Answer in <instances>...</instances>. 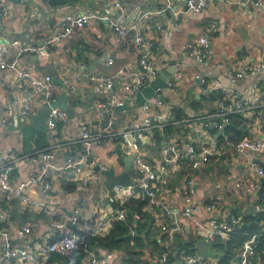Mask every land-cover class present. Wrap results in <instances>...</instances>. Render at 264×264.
I'll return each mask as SVG.
<instances>
[{"label": "crops", "instance_id": "0c3cea01", "mask_svg": "<svg viewBox=\"0 0 264 264\" xmlns=\"http://www.w3.org/2000/svg\"><path fill=\"white\" fill-rule=\"evenodd\" d=\"M0 1L9 4V11L6 9V14L0 17V51L7 58L13 56L14 48L10 45L13 38H22L31 33L40 36L56 34L58 29L53 18L58 16L93 12L115 18L121 24H128L145 11L159 9V12L150 14L141 22L140 32L149 43L147 47L149 61L157 69L156 76H164L166 82L173 80L172 86L166 85V90L161 89L168 119H173V110L179 111L181 123H175L174 130L180 129L188 133L198 147L210 145L213 150L219 151L222 149L220 148L222 143L214 142V133L209 128L216 110L214 95L211 93L213 87L210 86L207 93L203 92L194 79V74L208 72L235 93L248 94L252 91L255 77V74L250 72L249 65L264 64V0L262 6L249 4L245 0H213L199 12L186 11L187 0H172L167 7L164 0H123V6L118 9L110 0H96L93 6L82 4L81 2L85 0H65L63 4L56 5L50 13L37 5L38 1L43 3L42 0L18 3L17 8L21 10L22 4L26 6L31 2L34 13L31 14L30 22L25 15L18 16V9L17 12L12 9L11 0ZM167 8L169 11H164ZM213 21H216V25L211 26ZM201 36L207 37L208 49L204 60L197 62L191 55L183 53L182 48L185 43H194ZM141 52L134 33L131 32L121 42L105 21L93 19L89 25L76 27L67 37L56 42L47 52L51 56L50 59L32 60L31 54H23L18 58L15 68L30 70L38 77L45 73L52 75L53 80L59 83L54 98L65 88L60 84L63 78L78 74L81 75V80L71 93L76 96L68 99V105L75 110V114L73 117L69 116L66 124L58 122L54 129L47 126V131L34 128L33 116L45 104L43 94L35 91L32 100L33 116H19L16 126L0 128V152L10 146L16 151L33 155L31 160L21 162L14 169L12 173L14 178L26 180L31 171H38L41 153L47 149H53L56 162L55 176H44V179L51 183L49 189L44 190L42 183L27 185L34 198L48 204V213L25 206L18 199L0 204V208L6 214L4 219H0V256L12 246L28 244L36 249L37 243L53 238L56 230L52 221L68 219L78 207H81L84 218L72 225L75 230L91 235L108 231L110 205L106 200V193L98 181L90 180L87 184L79 181L80 176L87 175V165L76 163L70 165L66 159L68 155L77 156L86 151L94 152L91 159L96 165L109 166L111 160L116 159L113 154H109L112 147L108 146V142L99 145L79 139L82 125L89 124L91 129L95 130L99 105L110 97L105 86L100 85L97 80L85 79L84 76L97 73L106 77L119 76L125 82H132L135 74L141 70L139 65ZM172 61L175 62V66L171 65ZM79 62L82 63V67ZM176 73H181V80L174 81ZM232 78H236L237 82H232ZM16 81L15 69H0V104L14 102L15 109H18V100L22 93L16 88ZM66 92L69 94L67 89ZM112 94L120 95L122 102L126 104L125 108L111 109V118L117 120L118 126L142 119L143 110L134 103L135 95L131 90H125L124 84H116V90ZM186 120L192 122L187 125ZM244 131L248 138L264 140V119L258 122L249 120ZM149 147L152 150H147L145 154L151 162L157 163L160 145L150 143ZM262 154H253L251 161L259 162L264 168ZM114 161L116 166L119 160ZM121 169L122 164L121 168L116 166L118 172ZM199 169L200 175L197 173L198 169L194 171L192 184L195 197L205 200L211 194H220L222 202L215 215L230 212L244 214L245 209L252 210L254 194L252 192L242 194L233 185L237 181H244L249 186L252 184L256 175L249 162H244L238 155L229 152L221 158H214L201 164ZM228 175L230 178H227ZM171 176L168 179L171 188L167 193H170L179 181L178 174ZM61 180L64 184L74 183V188L67 190L61 187ZM174 201L175 206L180 205V198L174 197ZM147 209L148 218L146 214L144 215L146 221L151 224V218L159 214L160 209L152 204H148ZM202 216L203 213L198 214L199 218ZM182 223L186 229L185 241L190 244L193 252L217 261V253L213 248L209 250L210 242L204 233L188 220L182 219ZM25 224L31 227L30 232L19 233V229ZM157 233L155 226H152L148 238L150 243H146L142 256L114 250L113 258L107 260L106 264H156V257L160 251ZM178 240L174 244L177 249ZM92 246L100 255H104L107 250L94 244ZM176 254L174 249L175 257ZM0 262L20 264L16 258L5 260L0 257ZM42 264L88 263L83 258L82 251L77 249L68 256L52 253ZM232 264H235V261Z\"/></svg>", "mask_w": 264, "mask_h": 264}, {"label": "built area", "instance_id": "2783aa9c", "mask_svg": "<svg viewBox=\"0 0 264 264\" xmlns=\"http://www.w3.org/2000/svg\"><path fill=\"white\" fill-rule=\"evenodd\" d=\"M117 9L123 6V0H110ZM172 0H164L165 7ZM213 0H187L186 11L199 12L206 8ZM220 1V0H219ZM263 0H245L247 3L262 6ZM6 4L0 1V17L6 14ZM160 10H151L141 13L135 20L128 24H121L117 19L100 13H84L81 15L66 14L53 18L55 27L58 29L54 35L40 36L31 33L22 38H13L10 45L14 48L12 58H7L0 51V69H15L17 73L16 88L22 93L18 103L19 108L15 109L14 102H5L0 104L2 114L0 117V128L8 129L16 126L18 117H32L34 114L32 100L35 91L41 92L44 97V103L50 104L54 99L55 91L59 83L55 82L52 75L45 73L38 77L30 70L17 69L15 64L18 58L23 54H43L47 53L52 46L67 37L76 27L82 28L90 24L93 19L102 20L111 26L118 35L120 41H124L132 32L135 41L141 49L139 65L141 70L135 74L132 82H125L122 77H106L97 73L85 75V79L97 80L100 85L110 88L113 81L116 84H124L125 90H139L149 84L157 74V69L149 61L147 47L149 43L140 32L141 22L150 14L157 13ZM216 25V21L211 23ZM264 33V31H263ZM208 49V39L201 36L196 42H187L182 48V52L191 55L197 62L204 60ZM82 67V63L79 62ZM264 64L257 63L249 65L251 73L255 74L252 91L248 94H237L231 88L225 87L220 81L208 72H197L194 74L200 89L207 93L208 88L213 87L220 97L215 99L216 110L214 119L210 120V129L214 133V142L222 143L219 151L213 150L210 145L196 146L188 136V133L180 129H175L168 140H163L160 145L157 163L151 162L142 151V147L150 143H156L157 133L167 125L168 119L164 108L161 88H156L150 98H146L141 106L143 117L140 120L124 123L117 128H113V119L111 118V109L115 105L122 104L120 95L112 94L109 99L101 103L98 108V123L95 130L91 129L89 124L82 125L79 139L86 143L95 142L109 144L112 151L121 149V156L133 153L131 178L132 184L122 185L114 184L110 190L103 186L104 178L96 169V163L91 159L94 155L92 151H86L79 155H68L67 164L87 165V175L80 176L79 181L87 184L90 180L98 181L102 190L106 193V200L110 205V212L107 221L111 224L115 220L126 221L130 216L133 222L144 223L146 216L143 212L132 210L129 203L137 198L147 199L148 204L159 207V214L152 217V223L157 229L158 243L160 247L159 254L156 257V264H217V261L191 252L186 249L175 248L177 239L185 240L186 229L182 219L188 220L196 229H200L205 238L210 242L217 236L228 237L230 233L241 222L242 214L234 212L225 215H215L219 211L222 197L220 194H211L205 200L195 197L192 187L194 181V171L200 168V165L221 158L229 152L239 156L244 162H249L255 177L249 186L244 181H237L233 185L240 190L242 194L252 192V210L253 212L262 210L256 202L258 191L264 186V168L257 161H251L252 155L263 153L264 140L260 138H241L229 140L223 132L224 127L230 122L231 114H244L248 125L249 120L258 122L264 119ZM121 71L119 70V73ZM181 73L174 75L175 80H181ZM81 80V75L75 74L67 76L60 81L69 94L73 93ZM236 83L237 79L232 78ZM167 86L173 85V80L166 82ZM34 90V91H33ZM69 121L68 113L60 108L51 107L46 117V124L50 129H54L58 122L67 123ZM192 121L186 120L189 125ZM171 123H181L179 120ZM183 123V122H182ZM132 140H129V137ZM220 137H222L220 139ZM111 152H109L110 154ZM113 154L114 158L115 153ZM33 155L25 152L16 151L13 147H7L0 152V204L11 202L18 199L23 205H28L33 209H40L49 212V206L45 201L38 200L28 191V183H42L44 190L49 189L51 183L44 179L45 175L55 176L56 162L53 149H47L41 153V160L38 171H31L26 180H20L13 177L14 169L23 161L31 160ZM115 160V159H114ZM114 160L111 162L115 163ZM228 161H226L227 163ZM101 168H106L98 164ZM123 165V163H122ZM178 174L179 181L170 193L169 181L171 175ZM172 177V176H171ZM227 178H230L228 175ZM174 197L180 198V205L175 206ZM203 213L202 217L198 214ZM6 214L0 208V219H4ZM84 218L81 207L68 217V219H57L52 221L55 228V234L51 239H45L37 243L36 249L25 244L22 246H12L1 254V258H16L20 264H42V262L52 253L60 256H68L73 251L79 249L83 253V258L88 264H106L107 260L113 258L114 250L107 249L104 255H100L91 245L88 233H81L73 224L78 223ZM261 231L264 230L262 223ZM31 227L29 224L23 225L19 233H29ZM132 231V230H131ZM254 244L251 238L239 248L235 255V264H249V249ZM176 249V257L173 250ZM178 255V258H177ZM177 259V260H175ZM0 264H4L0 262Z\"/></svg>", "mask_w": 264, "mask_h": 264}, {"label": "trees", "instance_id": "16d2710c", "mask_svg": "<svg viewBox=\"0 0 264 264\" xmlns=\"http://www.w3.org/2000/svg\"><path fill=\"white\" fill-rule=\"evenodd\" d=\"M211 93L214 95V99L221 96V94L215 90H212ZM172 114V120H179L182 118L179 111L173 110ZM172 120H169L167 122L168 124L157 133L158 138L156 139V145H161L164 139L168 140L170 138L174 126L176 125L171 123ZM245 124H247V121L244 114H231L230 122L224 127L223 132L229 140L246 138L247 136L244 131ZM110 152L115 153V160H119L117 162L123 163L121 155H118L116 151L111 150ZM61 187L70 190L74 188V183L64 184V181L61 180ZM256 202L261 206L262 210L253 212V210L247 211L245 209L241 222L233 229L228 237L217 236L210 241L211 247L217 253V264H232L237 250L251 238L254 240V244H252L249 249V264H264V230L261 231V226L259 225L262 223V227L264 228V191L257 193ZM129 207L132 210L143 212L148 218L149 214L147 211L149 209H147V199L142 197L135 201L133 200L129 203ZM234 213L237 214L236 212ZM152 226L154 227L152 218L150 224L147 221L144 223L133 222L131 217L128 216L126 221H113L108 231L103 234L91 235L88 233L89 240L92 245L94 244L101 249H111L122 251L123 253L128 251L133 254H139L140 256L143 254L142 250L146 246V243H150L148 238L149 230ZM177 247L178 250L186 249L193 252L190 248V244L183 239L178 240ZM78 255L81 256L80 253Z\"/></svg>", "mask_w": 264, "mask_h": 264}, {"label": "water", "instance_id": "95a60500", "mask_svg": "<svg viewBox=\"0 0 264 264\" xmlns=\"http://www.w3.org/2000/svg\"><path fill=\"white\" fill-rule=\"evenodd\" d=\"M11 1L13 2L12 9L15 12H17V9H18V12H17L18 16L19 15L20 16L25 15L26 18H28V22H30L31 14L34 13V9L32 8L31 2H28L26 4V6H24V4H22L21 10H19V8H17V4L20 2L27 1V0H11ZM42 1H43V3H40V1H38L37 5L42 10L49 12V13H50V11L53 10V8L56 5L63 4L65 2V0H42ZM95 1L96 0H85L84 2H81V3L86 5V6H93ZM5 4H6L8 11H9V4L7 2ZM73 4H74V1H72L71 5H73ZM164 11H169V8L165 9ZM25 25H26V22H25ZM30 57L32 60H37V59L45 60V59L51 58V56H49L48 53H43V54L33 53V54H31ZM174 64H175V62L172 61L171 65L175 66ZM156 88H161L163 90L167 89L166 80H165L164 76H156L145 87H143L139 90H132L131 93L135 95L134 103L141 107L144 100L146 98H150L153 95L154 89H156ZM115 90H116V85H115V82L113 81L110 88H107V91L111 95L113 92H115ZM75 96H76V94H67L66 89L64 88V90H62L61 94L59 96L55 97L50 102V104H44V106L36 114H34L33 122H32V125L34 126V128H36L37 130H41V131H47L48 127L46 124V117H47V114L50 111L51 107L63 109L68 113V115L70 117H73L75 114V110L70 105H68V99L69 98L73 99ZM125 107H126V104L122 103L119 105H115L113 107V109L117 110V109H121V108H125ZM1 114H2V109H0V117H1ZM113 121H114L113 125H112L113 128H117V126H118L117 120H115L113 118ZM129 140L130 141L132 140L131 136L129 137ZM121 152L122 151L120 148L116 149V153L118 155H121ZM133 156H134V154L131 153L128 155H124L122 157L123 165H122V169L120 172H118L116 170L115 163H113V162H111L109 164V166L106 168H101L99 165H96V169L102 174V176L104 178L103 186L107 190H110L114 184L127 185V184L133 183V179L131 178ZM263 191H264V186L258 191V193H261ZM239 226H241V225H239ZM233 261H236V259L234 258Z\"/></svg>", "mask_w": 264, "mask_h": 264}, {"label": "rangeland", "instance_id": "374dc122", "mask_svg": "<svg viewBox=\"0 0 264 264\" xmlns=\"http://www.w3.org/2000/svg\"><path fill=\"white\" fill-rule=\"evenodd\" d=\"M147 150H152V149L149 147V145H146V146H143V147H142V151H143V152H147ZM116 166H118L119 168H121V164H120V163H117ZM197 173H198V175H200V169L197 170ZM206 244H207V243H206ZM210 246H211V243H210L209 247H210ZM209 250H212V247H210ZM139 259H140V258H139Z\"/></svg>", "mask_w": 264, "mask_h": 264}]
</instances>
